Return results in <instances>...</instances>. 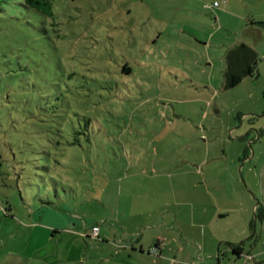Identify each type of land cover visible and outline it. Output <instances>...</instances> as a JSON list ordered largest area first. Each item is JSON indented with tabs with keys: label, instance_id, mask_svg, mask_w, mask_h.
Segmentation results:
<instances>
[{
	"label": "rangeland",
	"instance_id": "obj_1",
	"mask_svg": "<svg viewBox=\"0 0 264 264\" xmlns=\"http://www.w3.org/2000/svg\"><path fill=\"white\" fill-rule=\"evenodd\" d=\"M52 3L0 12V264H264V0Z\"/></svg>",
	"mask_w": 264,
	"mask_h": 264
},
{
	"label": "trees",
	"instance_id": "obj_2",
	"mask_svg": "<svg viewBox=\"0 0 264 264\" xmlns=\"http://www.w3.org/2000/svg\"><path fill=\"white\" fill-rule=\"evenodd\" d=\"M8 9H16L20 14L22 13V16H26V21L30 26L32 25L30 15L32 18L35 17V14L40 15L42 19H49L54 16L52 0H0V12L6 13ZM262 24L264 25V23ZM258 62L257 51L247 44H241L230 49L227 54L225 89L235 88L244 79L254 77L257 73ZM233 250L239 255L241 247H234Z\"/></svg>",
	"mask_w": 264,
	"mask_h": 264
},
{
	"label": "built area",
	"instance_id": "obj_3",
	"mask_svg": "<svg viewBox=\"0 0 264 264\" xmlns=\"http://www.w3.org/2000/svg\"><path fill=\"white\" fill-rule=\"evenodd\" d=\"M215 6L216 7H219V4L216 3ZM92 232H93V236L94 237H98L99 236V233H100V228L99 227H94Z\"/></svg>",
	"mask_w": 264,
	"mask_h": 264
},
{
	"label": "crops",
	"instance_id": "obj_4",
	"mask_svg": "<svg viewBox=\"0 0 264 264\" xmlns=\"http://www.w3.org/2000/svg\"><path fill=\"white\" fill-rule=\"evenodd\" d=\"M92 233H93V232H92ZM100 233H101V229H100ZM100 233H99V235H100ZM142 250H144V249L142 248ZM152 252H153V249H150V250H149V253L152 254ZM154 252H157V250H155ZM151 254H150V255H151Z\"/></svg>",
	"mask_w": 264,
	"mask_h": 264
}]
</instances>
